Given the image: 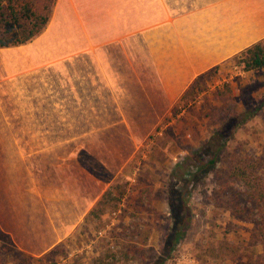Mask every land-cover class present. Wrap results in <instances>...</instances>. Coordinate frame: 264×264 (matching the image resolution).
<instances>
[{
	"label": "crops",
	"instance_id": "crops-1",
	"mask_svg": "<svg viewBox=\"0 0 264 264\" xmlns=\"http://www.w3.org/2000/svg\"><path fill=\"white\" fill-rule=\"evenodd\" d=\"M68 9L76 30L67 32L59 5L58 26L39 37L60 39L54 53L64 57L46 64L49 94L32 97L34 126L0 128V182L8 185L0 229L37 258L76 232L106 192L67 136H111L79 151L115 174L136 136L153 134L199 77L264 41V0H160L153 13L148 0H76Z\"/></svg>",
	"mask_w": 264,
	"mask_h": 264
},
{
	"label": "rangeland",
	"instance_id": "rangeland-1",
	"mask_svg": "<svg viewBox=\"0 0 264 264\" xmlns=\"http://www.w3.org/2000/svg\"><path fill=\"white\" fill-rule=\"evenodd\" d=\"M75 1L57 0L42 34L58 26L56 19L54 21L58 6L64 5L69 13L68 6ZM159 5L160 0H148V10L152 13ZM78 19L76 16L73 19L69 13L67 32L77 29L74 22ZM39 37L20 48L0 49V128L33 127L35 104L32 97L49 94L45 81L50 72L46 64L64 55L54 53L60 39L42 41ZM49 42L55 46L42 47L48 46ZM240 55L204 74L196 100L190 98L181 104L184 109L179 113L174 110L163 120L158 127L162 133H157V129L151 135L136 136L141 142L129 163L115 174L101 166L93 155L79 151L90 142L111 139V136H67L73 137V154L78 152L84 166L105 181L110 202L102 206L99 217H91L64 243L38 258L17 250L0 229V264H110L105 258L112 253L122 258L112 264H159L156 259H162L172 241L171 219L179 217V205L170 204L169 200L174 196L171 188L178 180L172 175L175 166L189 156V150L201 151L207 156L209 148L215 151L223 141L225 146L214 171L192 189L189 201L192 221L185 230H180L179 242L163 264H264V245H259L256 238L258 215L249 214L254 213L256 205L244 187L229 178L235 166L244 159L260 161L264 166V106L254 119L235 131L233 139L226 141L227 136L223 134L225 129L231 128L232 122H243L248 112L264 103V71L243 73L237 70L236 58ZM36 112L39 117V111ZM104 121L107 124L110 120ZM64 122L62 120L63 125ZM224 124L229 128L223 129ZM15 137L31 143L35 136ZM207 142L211 144L208 146ZM58 152L69 153L66 150ZM190 170L194 173L196 169ZM2 186L0 182V190L8 187ZM142 190H149L145 195L149 207L137 216L143 217L152 231L146 242H133L125 230L131 224L137 225L130 219V214L136 210L132 200ZM114 212L118 215H113ZM137 232L144 234L145 230L138 229ZM134 245L138 246V254L125 257V249Z\"/></svg>",
	"mask_w": 264,
	"mask_h": 264
},
{
	"label": "trees",
	"instance_id": "trees-1",
	"mask_svg": "<svg viewBox=\"0 0 264 264\" xmlns=\"http://www.w3.org/2000/svg\"><path fill=\"white\" fill-rule=\"evenodd\" d=\"M56 2L57 0H0V49L20 47L39 37L51 20ZM236 61L243 73L263 72L264 43H257L248 48L236 58ZM203 77L204 75L199 77L182 96L175 109L176 113L184 109V107H181V104L188 102L190 98H193V101L196 100L199 93L198 88L201 85ZM263 106L264 103L253 111L248 112L243 122L239 120L236 123L232 122L231 128L224 124L223 129H230H225L223 131L225 133L222 132L227 136L225 138L226 141L233 139L235 131L241 128L247 121L254 119ZM160 132L162 133V130L159 128L157 133ZM207 144L209 146L211 143L207 142ZM224 144L223 141L222 146H218L215 151L209 148L207 150V156H204L201 151L189 150V156H186L183 162L175 166L172 175L178 180L175 187L171 188V193L174 196L169 200L170 204L179 205V217L171 219L173 226V230L170 229V234L173 235L171 237L172 241L168 245L169 251L164 252L162 259H156L159 264L165 263L171 257L172 251H174L179 242L180 230H185L192 221L193 210L189 205L192 189L204 182L206 177L214 171L225 146ZM192 167L196 169L194 173L190 170ZM229 178L233 182H239L244 187L251 202L256 205L254 213L249 212V214L258 215L256 221L259 223V226L256 232V238L259 245H264V166L260 161L250 162L244 159L239 165L235 166ZM108 191L105 192L97 207L90 212L84 223H87L91 217H99L102 206L110 202V199L107 198L109 195ZM148 191L142 190L138 197L132 200L136 210L130 214V219L137 222V225L133 226L131 224L125 231L127 237L133 242H146L149 232L152 231L149 223H146L143 217L138 218L137 216V214H144L148 210V200L145 196ZM240 212L243 211L240 210ZM138 229L145 230V233L137 232ZM137 244L140 246L139 243ZM138 252L137 245L129 246V248L125 249V257L132 258ZM120 259H122L121 256L113 253L108 254L105 258L110 264Z\"/></svg>",
	"mask_w": 264,
	"mask_h": 264
},
{
	"label": "built area",
	"instance_id": "built-area-1",
	"mask_svg": "<svg viewBox=\"0 0 264 264\" xmlns=\"http://www.w3.org/2000/svg\"><path fill=\"white\" fill-rule=\"evenodd\" d=\"M235 68H236L237 70H241L239 66H236ZM119 212H120V210L118 211V213H119ZM118 213H117V212H114L113 215H118Z\"/></svg>",
	"mask_w": 264,
	"mask_h": 264
}]
</instances>
